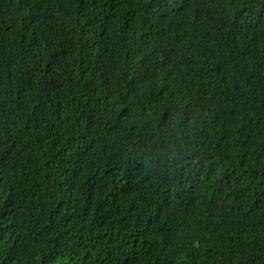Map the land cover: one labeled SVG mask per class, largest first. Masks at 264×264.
Here are the masks:
<instances>
[{"label":"trees","instance_id":"trees-1","mask_svg":"<svg viewBox=\"0 0 264 264\" xmlns=\"http://www.w3.org/2000/svg\"><path fill=\"white\" fill-rule=\"evenodd\" d=\"M0 264H264V0H0Z\"/></svg>","mask_w":264,"mask_h":264},{"label":"bare ground","instance_id":"bare-ground-1","mask_svg":"<svg viewBox=\"0 0 264 264\" xmlns=\"http://www.w3.org/2000/svg\"><path fill=\"white\" fill-rule=\"evenodd\" d=\"M106 7V6H105ZM128 17V16H127Z\"/></svg>","mask_w":264,"mask_h":264}]
</instances>
